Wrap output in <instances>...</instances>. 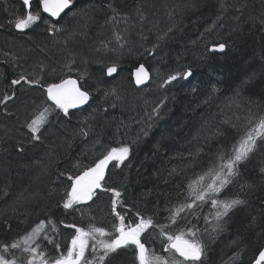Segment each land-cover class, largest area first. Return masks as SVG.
Wrapping results in <instances>:
<instances>
[{"label":"trees","instance_id":"16d2710c","mask_svg":"<svg viewBox=\"0 0 264 264\" xmlns=\"http://www.w3.org/2000/svg\"><path fill=\"white\" fill-rule=\"evenodd\" d=\"M71 1L74 6L69 13L77 7L86 10L83 33L90 39L96 29L105 31L113 19L118 20L122 29L118 34L128 54L115 50L109 57L97 55V66L89 69L75 64L77 69L66 71L68 60L61 59L66 56L60 47H47L48 22L17 33L15 19L25 13L21 0H0V245L34 221L52 218L68 240L61 253L66 254L77 227L105 230L111 219L117 224L121 216L126 226L148 217L167 225L170 210L193 203V209L180 213L187 221L178 217L177 224L185 230L195 225L204 247L214 246L209 264H234L242 255L243 264L249 263L264 247V166L256 160L264 156V135L257 138L254 150L237 165L238 174L218 194L224 200H243L242 205L216 221L213 214L217 209L210 201L202 203L194 197L211 181L209 170L226 162L246 133L264 118V0ZM38 4L39 0H34L33 5ZM78 39L69 44L71 50L83 43ZM221 44L224 51H213ZM33 55L46 70L40 72L36 87L28 89L27 81L32 84L35 78L31 69L34 74L39 70L33 65ZM112 64L117 74L110 78L107 67ZM139 65H144L152 78L150 85L140 90L132 81ZM78 72L87 79L79 80ZM71 75L82 81L92 100L85 110L65 115L49 104L42 92ZM172 76L176 79L170 80ZM13 80L20 81L18 86ZM23 90L27 94L16 98ZM45 108L50 110L43 125L47 126L34 140L28 125ZM114 147H128L129 156L123 164L108 167L104 178L107 191L99 194L98 200L92 199L87 209L81 204L64 208L73 182L68 177L82 175ZM36 170L43 174L36 183L48 180L55 192L40 187L39 195L46 196V203L42 200L27 206L28 193L35 192L33 182L31 191L26 190L27 179L32 181ZM202 176V183H195ZM223 221V233L216 234ZM177 224H170L166 232H178ZM159 231H146L151 238L148 255L171 259ZM94 243L88 241V258ZM125 256L121 253L114 260L139 264Z\"/></svg>","mask_w":264,"mask_h":264},{"label":"snow or ice","instance_id":"6c2138e0","mask_svg":"<svg viewBox=\"0 0 264 264\" xmlns=\"http://www.w3.org/2000/svg\"><path fill=\"white\" fill-rule=\"evenodd\" d=\"M26 6L30 5V0H24ZM39 4L42 6L43 13L49 14L51 17H59L60 14L69 7L70 0H39ZM40 13L29 12L26 18L17 19L15 26L18 29H24L31 24L40 20ZM119 39V37H117ZM224 45H219L218 49L213 51H224ZM115 68H109L108 74L111 75L115 72ZM143 71V68H141ZM187 75H191L188 73ZM23 79V77L21 78ZM176 76L170 77V80H175ZM143 81L138 79L137 83ZM13 84H19V80H13ZM48 99L51 100L57 108L61 109L65 115L68 114L69 108L79 107L81 104H85L89 100V95L86 91H82L77 86V81L74 79H65L60 83H53L47 88ZM49 109L45 108L43 112L39 114L36 119L28 125L30 131L33 134L34 139H39L35 134L39 132L40 128L47 122V114ZM264 135V118L260 119L256 128L246 133L242 138L239 145L234 148V154L227 158L226 162H222L218 168L210 169L208 175L211 176V181L207 185H203L200 191L195 193L194 199L202 203L210 201L211 206L216 208L217 211L213 214V218L216 221H220L223 217L227 216L231 210L244 203L243 200L233 198L230 200H224L219 198V193L223 188L231 183V178L238 174L237 165L243 160L247 159L249 153H251L256 147L257 138ZM23 149H21L22 151ZM129 153L128 147L112 148L111 151L101 159L93 168L83 172L82 175H78L75 178L69 176V180H72L71 191L67 194V200L64 203V208H72L74 204L92 200L96 194L95 190L101 187V181L104 179V169L110 161H118L119 164H123L127 159ZM221 161H224V157H220ZM204 177H200L195 183H202ZM189 189H193V185L189 184ZM115 195L119 197L120 193L116 192ZM191 195V193H190ZM115 204V201H114ZM198 206V205H197ZM193 203H187L181 205L174 212L170 210L169 221L170 224H177V218L187 221V216L180 217V213L187 209H193ZM191 214V213H190ZM122 223L115 228V232L118 235L110 234L106 230L100 227L93 226L88 230L83 228H75V234L71 239V247L67 249L66 254H61L55 259H46V251L41 248L36 240L40 236L43 225L40 228L34 229L31 233L27 234L22 241L13 242L10 245L11 249H18L21 247V243L24 245L23 250L25 252H31L35 258H38L40 264H105L112 253H116L118 249L127 248L130 245H134L138 250L139 264H197L201 262V258L204 255L205 247L198 235L199 229L193 225L191 228L181 229L177 224L178 232L168 234L166 229L170 227V224L160 225L158 222L154 223L153 218H141L134 226H126L123 223V217H120ZM206 223H210L207 217H205ZM219 225L213 226L212 230L215 231ZM65 227H75L74 225H65ZM149 228L153 231L159 228V234L165 238L164 251L172 254L173 258L165 259L162 256H149L148 250L145 247V243L141 242V236ZM106 237V239H100ZM93 240L95 243L92 246L90 257L85 256V252L88 249V241ZM36 245L33 247L32 245ZM57 251H59V245H55ZM9 251L8 247L4 248V252ZM178 253L183 261L177 262L174 259V254ZM0 264H17L16 260L9 259L6 255H0ZM28 264H35L34 259H30ZM202 264V262H201ZM255 264H264V251L259 252V257L256 259Z\"/></svg>","mask_w":264,"mask_h":264},{"label":"rangeland","instance_id":"374dc122","mask_svg":"<svg viewBox=\"0 0 264 264\" xmlns=\"http://www.w3.org/2000/svg\"><path fill=\"white\" fill-rule=\"evenodd\" d=\"M38 6H39V4L37 6L33 5V7L31 8L32 9L31 12L35 13V12L38 11L40 13V17H41L40 20H38L37 22L31 24L29 27L24 28V30L18 29L15 26L16 20L20 19V18H26V15L29 13V12L27 13V11L24 8L25 13L21 14V15H18V17H16V19H15L14 27H16V28H14V30L17 31V33H22V34L23 33H27V31H29V30L31 31L34 28H40V27H38L39 23H43V25H45L46 21H47L48 23H47L45 28L47 29L48 35H50V40H48L47 47L52 45V44H53L52 46L56 45V47H60V49H59L61 51L60 53H62L64 56H66L65 58L62 57L61 59L64 60V61L68 60L69 67L66 68V71H70L71 69H77V68H73V67H76V66H74L75 64L78 65L79 67L82 64L83 66H85L86 68H89V69L91 67L97 66L95 61H94V59H97V55H98V57H102V56L103 57L104 56L109 57V55L111 56L112 54H116L115 50H118L119 54H122V55L126 54L125 53L126 51H123V50H125L124 39L120 38L119 37L120 34H118V32L122 30L120 28L121 24L118 22V20L113 19L112 20V22H113L112 25L108 23L110 25V27H111L110 29L108 28V26H109L108 24H107L108 26H106L107 30L105 29V31H103L101 29H100L101 31H99V28L96 29L97 31H95V33H94V36H93L94 38L90 39L85 34L87 32L83 33L84 32V25H87V23L85 22V17H84L86 10L84 11V9L82 7H77V9L75 11L69 13L68 16L61 22V24L59 26H57L58 23H53L49 19H47L46 17H44L42 15L41 9H39ZM99 35H100V37H99ZM117 37H119V39H117ZM77 38H79L78 40L80 42H83V43H81V45H79V46H76V50H73V49L71 50L69 44L72 43V41L75 42L74 40H76ZM43 43L46 44V41H44ZM15 46L17 47L16 44H15ZM20 46L24 47V44L21 43ZM72 46L74 47L75 45H72ZM21 50H22V48H21ZM49 51H52V50L49 48ZM3 57H9V55L4 54ZM31 60L32 61L35 60L33 62V65L38 66L39 70L37 71L38 73L35 71V74H34V69H31L30 73L32 75H35V78L31 80L32 84L28 83L29 81H27L26 86H27L28 89H32V88L36 87V83L41 81V74L42 73L44 74L45 70H46L45 69V64L42 63L37 56L33 55L31 57ZM99 62L100 61H98L97 63H99ZM107 68L108 69L109 68H115V65H113V64L109 65ZM36 69H38V68H35V70ZM108 69H107V75H109L108 74ZM51 70H53V69H51ZM40 72H42V73H40ZM116 72H117V70L115 72H113L111 75H109L110 78L115 76L117 74ZM27 74L29 75V73L26 72L25 75H27ZM83 75L85 76L84 73H83ZM83 75L81 73H79V80L86 78ZM2 77H3V75H2ZM71 77H73V75H71ZM71 77H69V78H71ZM25 80H29V79L25 78ZM43 89H42L43 90L42 95L47 101V98H46L47 92H45V87ZM24 92L25 91L23 90L21 92V94H17L16 98L17 97L22 98L24 95L27 94V93H24ZM12 97L14 98V96H12ZM14 101H12V102H14ZM32 104L30 106H32ZM71 110H72V108H69L68 113L71 112ZM13 111H16V110L13 109ZM63 114H64V112H63ZM46 126L47 125L41 127L40 131H42V129H44V127H46ZM37 136L40 137L41 135H37ZM59 140L61 141V137H59ZM262 147H264V143H262L261 148ZM110 151L111 150H109L106 153V155ZM128 156H129V153H128ZM263 157L264 156L262 155L261 157L256 159L258 161V163L262 164V166H264V158ZM262 159H263V161H262ZM126 160L127 159H125L124 161H126ZM117 162L118 161L113 160V161H110L107 164V166L104 169V178H105L106 171H107L108 167L112 163H117ZM95 165L93 167H95ZM93 167L88 166L85 169L89 170L90 168H93ZM82 171H84V170H82ZM262 171L264 172V170H262ZM33 173H34V179H32V181L30 179H27L28 184L26 186V190L29 189L31 191L32 188H30V187L32 185H30V184H32V182H33V189H34L35 192L31 191L32 195L30 194V192L28 193V200L26 201V205L27 206L28 205L30 206L31 204H34V203H42V200H44L43 201L44 204L46 203V196H40L39 193H41V192H40V190L38 188L41 187L42 191L44 189L45 190L48 189L50 193H51V191L52 192L54 191V188L52 189V187H54V186L53 185L50 186L48 180H46V183H42V184H45V186L42 185L41 183H40V185L38 183H36L38 180L41 181L40 178L43 177V174H40L37 170H36V172H33ZM34 181H35V183H34ZM105 191H107V189H106V186H104V179H103L101 181V187L95 190L96 194L93 196L92 199L95 198V201L98 200L99 197H100L99 194L105 193ZM91 201L92 200L86 201V202H82V203H79V204H84V209H87L88 205L91 203ZM22 203L23 202L21 201V204ZM93 203H94V201H93ZM77 209H78V207L75 208V212L76 213H77ZM117 220L120 221L117 224L114 221V219H111V221L109 223H107V226H106L105 230L108 233L118 235V233L115 232V228L117 226H119L122 223V221H121L120 218H117ZM41 225H43V227H42V230L40 232L39 238L36 240V243L39 244L41 246V248H43L46 251V257L45 258L52 256L53 253L61 254L63 249H64V247H66L67 244L69 245L68 240L67 239L64 240V233L61 230V227H60L61 225L59 223H56V221H54L52 218H46V219H38V220L34 221L33 224H31L26 230H24L21 233H19L17 237H15L14 239L10 240L9 242H3L0 245V255H6L7 258L16 260L17 264H28V261L30 259H34L35 260V264H40L39 259L35 258L31 252H25L23 250L24 245L22 243H21V247L18 248V249H11L10 245L13 242L22 241V239L27 234L31 233L36 228H40ZM221 227L222 228L220 229V231L216 232V234L223 233V231L225 229V222L224 221H223V224H221ZM147 236H148V234H146V232L144 234H142L141 242L145 243V247L148 250L147 246H149L148 244L151 241V238L148 239ZM215 240L216 239H214V241L212 243H214ZM55 245H59V251H57ZM32 246L35 247L36 245L34 244ZM211 246H207L206 247L207 249H205V251H204L203 263L202 264H209L210 249H208V248H213L214 247L213 245H211ZM5 247L9 248V251L7 253L4 252V248ZM251 251H254V250H251ZM121 253L126 255L125 256L126 260H129V261L131 260V262L139 263L138 250L135 249L134 245H130L127 248L118 249L116 253H112L111 256H110V258L112 259V260H110V263L113 262L112 264H119V262L114 260V259L116 257H119L121 255ZM243 257H244V255H242V257H239V259L236 258L237 260L234 259V261L236 260V263L238 261L240 264H243L246 261L245 258H243ZM254 257H255V254L252 256V258H250L249 263L252 262ZM232 260H233V258H232ZM236 263H234V264H236ZM249 263L247 262L246 264H249ZM106 264H109V262L106 261ZM185 264H187V263H185ZM197 264H199V263H197Z\"/></svg>","mask_w":264,"mask_h":264},{"label":"water","instance_id":"95a60500","mask_svg":"<svg viewBox=\"0 0 264 264\" xmlns=\"http://www.w3.org/2000/svg\"><path fill=\"white\" fill-rule=\"evenodd\" d=\"M22 1H23V4H24V0H22ZM32 1H33V0H30V5H29V6H26V5L24 4V5L26 6L27 11H30V10H31V3H32ZM71 9H72V4L70 3V4H69V7L66 8V9L60 14L59 17H51L49 14H47V13H43V11H42V13H43V15L47 16V17L50 18L52 21H54L55 23H57L58 21H60V19H61L63 16H65L69 11H71ZM141 68H143V71H141ZM71 79H73V78H71ZM138 79L142 80L143 82H142V83H137V80H138ZM74 80H76V79H74ZM132 80H133V84H134V86H135L136 89H139V90H140V89H144V88H146L147 86H149L150 83H151V74H150V72L148 71V69H147L145 66H139V67L133 72ZM76 81H77V80H76ZM77 86L80 87L78 81H77ZM80 88H81V87H80ZM47 97H48V94H47ZM48 100H49V99H48ZM49 102H50L51 104L55 105L51 100H49ZM89 104H90V96H89V100H88L87 103H85V104H81L79 107L74 108V110H76V111L84 110V109H86V108L89 107ZM55 106H56V105H55ZM262 251H264V248L262 249ZM176 256H177L178 258H180L181 260H183V258L180 257L178 253H176ZM258 257H259V255H258ZM258 257H257V259H258ZM253 264H255V262H254Z\"/></svg>","mask_w":264,"mask_h":264},{"label":"flooded vegetation","instance_id":"af4514ba","mask_svg":"<svg viewBox=\"0 0 264 264\" xmlns=\"http://www.w3.org/2000/svg\"><path fill=\"white\" fill-rule=\"evenodd\" d=\"M21 3L23 4V1L21 0ZM33 4H34V0L32 1V3H31V8L33 7ZM39 7H40V9H41V5L39 4ZM24 8L26 9V6H24ZM42 10V9H41ZM31 11H32V9H31ZM21 30H24V29H21ZM23 32V31H22ZM264 248V247H263ZM262 248V249H263ZM205 249H207L206 247H205ZM208 249H210V248H208ZM262 249L260 250V251H262ZM259 251V252H260ZM259 252L257 253V255L254 257V259H253V261L250 263V264H253L254 262H255V260L257 259V257H258V255H259ZM201 262L203 263V256H202V258H201ZM200 262V263H201ZM199 263V264H200Z\"/></svg>","mask_w":264,"mask_h":264},{"label":"bare ground","instance_id":"6f19581e","mask_svg":"<svg viewBox=\"0 0 264 264\" xmlns=\"http://www.w3.org/2000/svg\"><path fill=\"white\" fill-rule=\"evenodd\" d=\"M22 4V3H21ZM23 6H25L24 4H22ZM139 66H144V65H139ZM91 96V95H90Z\"/></svg>","mask_w":264,"mask_h":264}]
</instances>
